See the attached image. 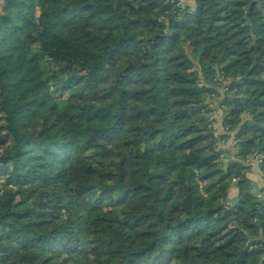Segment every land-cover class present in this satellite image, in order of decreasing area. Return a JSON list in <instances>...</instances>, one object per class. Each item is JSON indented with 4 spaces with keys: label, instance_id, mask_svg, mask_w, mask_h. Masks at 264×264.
Wrapping results in <instances>:
<instances>
[{
    "label": "trees",
    "instance_id": "16d2710c",
    "mask_svg": "<svg viewBox=\"0 0 264 264\" xmlns=\"http://www.w3.org/2000/svg\"><path fill=\"white\" fill-rule=\"evenodd\" d=\"M193 2L0 0V264H264V0Z\"/></svg>",
    "mask_w": 264,
    "mask_h": 264
},
{
    "label": "rangeland",
    "instance_id": "374dc122",
    "mask_svg": "<svg viewBox=\"0 0 264 264\" xmlns=\"http://www.w3.org/2000/svg\"><path fill=\"white\" fill-rule=\"evenodd\" d=\"M179 6H189L193 8L194 2L193 0H178L177 3ZM216 96V95H215ZM212 110L208 113L209 119L211 120V125L215 128V134L219 135L223 133V128L221 126V116L223 114V108L218 104V99L213 97L212 100L209 101ZM219 148L223 149L225 152L232 154L234 153V142L231 138L228 140H224L222 137L218 136ZM224 152L220 155V158L225 162L226 158L230 156V154H226L224 156ZM228 155V156H227ZM260 161V159L258 160ZM252 180L254 181L255 185L259 190H261L262 200L264 199V179L262 175V171L258 167L257 160L252 161V174H249ZM237 194L235 187H230L228 190V199L230 200L228 203L232 204L233 199Z\"/></svg>",
    "mask_w": 264,
    "mask_h": 264
}]
</instances>
